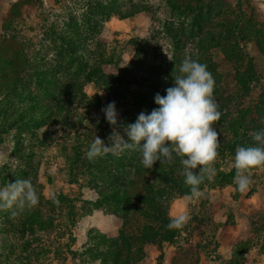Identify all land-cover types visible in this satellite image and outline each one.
<instances>
[{"label":"rangeland","instance_id":"rangeland-1","mask_svg":"<svg viewBox=\"0 0 264 264\" xmlns=\"http://www.w3.org/2000/svg\"><path fill=\"white\" fill-rule=\"evenodd\" d=\"M182 1L203 8L201 3L209 6L214 0ZM221 1L211 5L209 20H201L199 26L219 30L239 22V45L253 58L260 77L245 100L248 104L264 87V55L258 50L259 45L264 47V0ZM193 12L170 10L166 0H0V189L17 179H28L40 197L31 211L13 216L0 210V264H111L105 257L108 242L104 243L102 236L118 238L126 220L125 210L117 211L113 203L98 198L97 189L106 184L93 181L88 173L75 181L73 172L68 171L67 156L73 152L64 150L67 145L71 148L81 142L84 152L103 132L108 146L113 129L100 122L102 116L95 106H75L76 100H81L79 94L59 90L50 99L42 87L53 93L58 92L56 87L47 81L39 85L38 78L42 79L43 74L48 79H69L68 71L63 70L66 58L58 57L61 42L56 35L74 39L77 54L90 65L99 64L110 53L116 59L124 46L127 50L122 57L127 63L135 53L130 39L143 44L145 61L138 67V82L119 86L118 94L110 97L95 83L82 86L88 99L95 102L100 97L104 107L114 101L120 123L134 109V92L151 90L163 77V67L159 66L169 61L173 48L165 25L183 30L188 36ZM184 41L185 52L196 51L201 45L197 38ZM206 44L220 71L229 70L222 46H213L211 41ZM52 59H59L63 69L51 68ZM102 67L108 74L118 72L114 65ZM228 70L225 88L233 91L234 73ZM68 101L74 103L72 110L65 112L63 102ZM223 189L226 194L219 188L208 189L209 204L192 208L197 220H188L187 228H180L172 243L163 244L161 264H264V226L260 225L264 181L255 182L244 192L237 185ZM53 192L58 204L50 199ZM183 199L185 205L178 206L176 213L182 211L189 217L190 197ZM127 219V233L131 229L130 235L135 237L144 222L131 212ZM138 247L135 244L133 250ZM142 251L144 258L136 257L130 264H158L160 252L156 245H142Z\"/></svg>","mask_w":264,"mask_h":264},{"label":"trees","instance_id":"trees-1","mask_svg":"<svg viewBox=\"0 0 264 264\" xmlns=\"http://www.w3.org/2000/svg\"><path fill=\"white\" fill-rule=\"evenodd\" d=\"M181 2L184 6L179 4ZM214 3L220 4L222 1L214 0L209 6L205 4L207 7L205 9V5L202 3L201 6L203 8H200V6L193 7L190 2L184 3L182 0H166V4L170 10L177 9L181 13L185 9H193L195 11L192 14L191 28L188 31L189 35L187 36L183 30H178V28L170 29L165 25V32L169 36L173 48L169 61L164 60L159 66L160 69L163 67L160 70V75H163V77H159V80L155 81L154 87L151 90L139 89L134 92V109L133 111L130 110L123 117L122 121L118 123L120 126L117 128L124 139L127 140L124 126L134 123L141 112L150 114L153 109L159 107L155 103V95L158 93L164 96L166 95L165 90L174 86V78L179 74L181 62L185 57L190 56L206 64L207 69L215 79L214 97L222 115L215 125L220 139L219 156L215 164L216 174L212 181L205 180L200 186L204 193L201 198L194 199L190 197V188L184 183V177L181 175L183 167L179 157H176L175 162L172 164L160 165L157 162L152 169H145L140 162V153L132 150L120 152L118 149H113V152H110L106 156L98 158L95 162H90L86 158L88 149L84 152L81 151V142L78 137L79 145L71 148L67 145L66 149H64H69L73 152H69L67 157L69 161L68 171L70 174L73 172V176H75L74 180L77 181V177L85 173H88L93 181L100 180L106 184V187L97 189L98 198L113 203V209L117 211H126V213L123 212L126 220L123 223V228L119 232L118 238L109 240L102 236L103 242H108L105 257L106 260H111V264H130V261L136 259V257V260H142L144 258L142 245L145 244L156 245L160 252L158 264H161L165 256L162 248L163 244L172 243L180 230L176 228L169 229L167 227L173 219H177L169 213L172 201L181 197H190L188 201L189 220H197V215L192 208L196 207L197 204H209L208 189H223L228 186L237 185L234 167L235 149L238 145H252L254 142L251 139V133L264 128V87H261L262 90L257 95L255 101H251L248 104L245 101L260 81V77L257 74L253 58L239 45L238 38L241 36L239 22L228 23L219 30L206 28L207 26L202 29L199 26L201 20H209L207 15L211 5ZM56 36L61 42V50L58 53V57L60 55L66 58L65 64H67V67L63 69L64 66L61 61H58L59 59H52L54 63L51 62L50 67L55 70L63 69L64 71H68L69 79L62 80V76L48 79L47 75L43 74L42 79L41 77L38 78L39 85L43 86V82L47 81L56 87V90H58L56 93H53L49 88L42 87L48 93L50 99L59 93V90L73 96H78L79 94L81 100H76L75 106L81 104H84L85 107L90 104L95 106V110H98L99 116H102L100 122L102 123L103 121V123L109 125L104 113L101 111L104 107L101 98L99 97L95 102L92 98L88 99L87 95L83 92L82 86L88 82L95 83L110 97L113 94H118L119 86L124 84L125 86H129L132 83L138 82V67L145 61L143 44L137 39H130V42L134 45L135 53L132 60L127 63L123 62L122 57L123 53L127 50L124 46V48L120 49V55L116 59H114L113 53H110L105 59L99 61V64L90 65L82 55L77 54L74 39L61 34ZM189 38H197L198 43L201 44L196 51H184L186 48L183 43L185 42L184 39L188 41ZM207 39L213 42V46H222L220 50L225 54L228 61L226 65L229 66V70L223 67L226 71L221 72L219 65L214 64L210 47L206 44L209 42ZM258 50L264 55V47L259 45ZM22 55L25 57L24 53H21ZM101 58H104V55ZM74 61L77 62L75 70L73 69ZM104 64L116 66L118 72L113 74L106 73L102 67ZM159 67H155L157 72H159ZM227 70L229 73H234L233 81L235 88L233 91L225 88ZM78 84L79 86L76 87ZM73 103L74 101L63 102L62 110L65 112L71 111ZM75 122L72 124H75ZM78 129L79 125H76V132ZM99 134V138L103 140L105 134L103 132H99ZM257 181H264V169L253 170L251 185H254ZM69 212L71 215L73 214L72 210ZM128 212H131L137 219H141L144 222L135 237L130 235L133 232L131 229L130 233H127L130 228V221L127 219ZM260 225L264 226V213L260 220ZM183 228L187 227L184 226ZM135 244H139V247L133 250Z\"/></svg>","mask_w":264,"mask_h":264},{"label":"clouds","instance_id":"clouds-1","mask_svg":"<svg viewBox=\"0 0 264 264\" xmlns=\"http://www.w3.org/2000/svg\"><path fill=\"white\" fill-rule=\"evenodd\" d=\"M214 90L215 79L207 65L190 56L185 57L179 74L174 78V86L167 88L164 96L155 95L154 100L159 107L150 114L141 112L134 123L124 126L127 140L117 131L120 125L115 102L101 109L113 129L108 138L110 145L106 146L102 139L95 136L86 158L95 162L113 152L114 148L120 152L132 150L140 153V162L145 169H152L157 162L160 165L172 164L179 157L183 167L181 175L190 188V197L201 198L204 193L200 186L205 180L214 179L219 156L220 139L215 125L222 113ZM251 139L254 142L252 145H238L235 149V182L241 192L252 184L253 170L264 169V128L252 132ZM39 199L30 180L17 179L0 189V210L15 216L20 211L35 209ZM50 199L54 204L59 203L54 192L50 193ZM189 219L181 215L167 227L183 228Z\"/></svg>","mask_w":264,"mask_h":264},{"label":"crops","instance_id":"crops-1","mask_svg":"<svg viewBox=\"0 0 264 264\" xmlns=\"http://www.w3.org/2000/svg\"><path fill=\"white\" fill-rule=\"evenodd\" d=\"M215 191V189H214ZM224 192V194H226L225 192V189H222V193ZM184 197H181V198H177L175 199V203L173 202V204L171 203L170 205V208H169V213L171 216L175 217V218H179L181 215H184L182 211H180L179 213H176L177 212V207L178 206H182L180 208H183V206L185 205V200L183 199ZM188 206V205H187ZM188 214V213H187ZM187 216V215H186Z\"/></svg>","mask_w":264,"mask_h":264}]
</instances>
